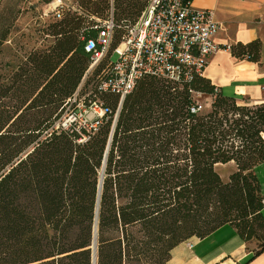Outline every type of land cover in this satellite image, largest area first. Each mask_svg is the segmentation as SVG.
<instances>
[{
	"label": "trees",
	"instance_id": "1",
	"mask_svg": "<svg viewBox=\"0 0 264 264\" xmlns=\"http://www.w3.org/2000/svg\"><path fill=\"white\" fill-rule=\"evenodd\" d=\"M148 1L61 5L43 31L48 45L13 66L0 64V264H92L102 167L96 264H169L177 246L223 226L254 243L247 262L264 252L254 173L264 163V104L224 96L204 77L181 88L142 78L120 107L117 95L97 89L121 24H134ZM110 12L119 26L111 50L84 78L85 47ZM5 41L3 33L0 48ZM228 49L256 62L261 47L255 41ZM91 78L93 90L82 96ZM190 90L210 99L209 110L189 113ZM75 93L84 108L98 100L109 110L95 131L78 122L61 126L79 111L70 101ZM229 163L234 170L224 181L216 166Z\"/></svg>",
	"mask_w": 264,
	"mask_h": 264
},
{
	"label": "built area",
	"instance_id": "2",
	"mask_svg": "<svg viewBox=\"0 0 264 264\" xmlns=\"http://www.w3.org/2000/svg\"><path fill=\"white\" fill-rule=\"evenodd\" d=\"M61 5V0H57V6ZM99 23L101 33L97 39L89 40L85 47L90 57L84 78L107 56L111 50L114 29L119 28L115 26L111 12L106 20ZM121 25L124 33L111 51V57L115 55L116 61L110 60L97 75L100 80L98 91L117 95L119 107L136 82L145 77H154L178 88L187 86L193 78L203 77L210 57L221 50L213 39L219 30L213 13L195 9L191 0H149L134 24ZM190 93L193 98L189 113L204 112L205 106L197 100L203 95L191 90ZM70 101L79 111L77 115L71 113L63 119V128L78 122L88 132L95 131L103 115L110 113L98 100L89 102L84 108L77 93ZM88 110L92 112V119L85 121L83 113ZM115 119L116 114L113 123ZM87 138L83 137L79 142Z\"/></svg>",
	"mask_w": 264,
	"mask_h": 264
},
{
	"label": "crops",
	"instance_id": "3",
	"mask_svg": "<svg viewBox=\"0 0 264 264\" xmlns=\"http://www.w3.org/2000/svg\"><path fill=\"white\" fill-rule=\"evenodd\" d=\"M191 5L195 9L211 11L219 25L213 39L221 50L210 57L203 77L224 96L240 102L244 100L248 105L264 104V0H191ZM255 41L261 47L256 62L235 58L226 48ZM218 167L221 170L228 168L225 178H221L224 181L234 170L232 163ZM254 173L264 201V163L256 166ZM262 215L264 217V208ZM217 236L222 239L216 240ZM190 241L191 247L181 248L182 243L171 251L169 264H264V252L247 262L255 245L243 243L229 226L219 228L203 240L187 242Z\"/></svg>",
	"mask_w": 264,
	"mask_h": 264
},
{
	"label": "rangeland",
	"instance_id": "4",
	"mask_svg": "<svg viewBox=\"0 0 264 264\" xmlns=\"http://www.w3.org/2000/svg\"><path fill=\"white\" fill-rule=\"evenodd\" d=\"M62 5L75 7V0H61ZM57 0H0V35L6 33V41L0 48V64L10 63L12 66L22 61L30 52L39 49L40 45H48L51 41L45 38L43 31L54 18ZM116 61V56L111 57ZM105 63V62H104ZM94 79V78H93ZM87 80L83 84V95H89L93 90L96 78ZM199 103L209 110L210 100L205 97L197 98ZM92 112L83 113V120L90 121ZM221 178H225L228 168H216ZM228 175L226 176V178ZM220 236L216 240H221ZM194 240V239H193ZM253 247V244H250ZM184 247H191L192 241L184 243Z\"/></svg>",
	"mask_w": 264,
	"mask_h": 264
},
{
	"label": "water",
	"instance_id": "5",
	"mask_svg": "<svg viewBox=\"0 0 264 264\" xmlns=\"http://www.w3.org/2000/svg\"><path fill=\"white\" fill-rule=\"evenodd\" d=\"M112 134V133H111ZM111 140V135L108 141V145L106 147L105 153H104V160H103V166L105 162V158L108 152L109 143ZM103 171L104 168L102 167L101 176L98 183V192H97V199H96V207H95V219H94V226H93V239L91 244V250H92V264H96V254H97V219H98V209H99V200H100V193H101V186H102V180H103Z\"/></svg>",
	"mask_w": 264,
	"mask_h": 264
}]
</instances>
